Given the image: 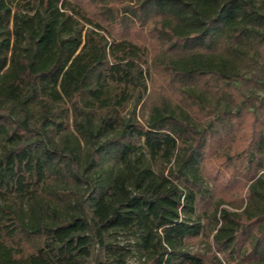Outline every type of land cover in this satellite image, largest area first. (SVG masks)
<instances>
[{
    "label": "trees",
    "instance_id": "obj_1",
    "mask_svg": "<svg viewBox=\"0 0 264 264\" xmlns=\"http://www.w3.org/2000/svg\"><path fill=\"white\" fill-rule=\"evenodd\" d=\"M223 263L264 264V0H0V264Z\"/></svg>",
    "mask_w": 264,
    "mask_h": 264
},
{
    "label": "rangeland",
    "instance_id": "obj_2",
    "mask_svg": "<svg viewBox=\"0 0 264 264\" xmlns=\"http://www.w3.org/2000/svg\"><path fill=\"white\" fill-rule=\"evenodd\" d=\"M151 52H152V50H151ZM251 60H252L251 57L246 59L244 62L241 63L240 68L242 70H247L248 68H250ZM154 77H155V75L153 73H151L150 80H149L150 85L152 84ZM235 84L237 85L238 83L235 82ZM221 103L223 106H230V102L227 100V97H223L221 99ZM132 111H135L136 115L139 117V119L142 122L146 121V119L148 117L149 110H148V107H147L145 102L140 101L138 103L131 102V103L126 104V106L123 110V114L129 115ZM111 163H112V160L110 158H105L104 166L109 167L111 165ZM201 166L203 167L202 168V174H205V163ZM204 249H206L205 243H203V241H201L200 239L194 240L193 244L189 247V251H193V252H203ZM217 256H219V258H221L220 254H217ZM223 264H225V263H223Z\"/></svg>",
    "mask_w": 264,
    "mask_h": 264
}]
</instances>
